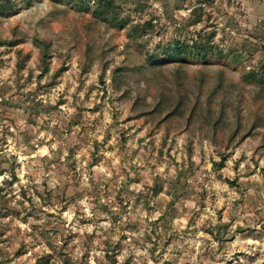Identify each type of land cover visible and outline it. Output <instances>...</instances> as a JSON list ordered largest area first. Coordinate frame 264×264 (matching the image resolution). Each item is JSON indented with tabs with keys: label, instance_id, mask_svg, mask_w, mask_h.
<instances>
[{
	"label": "rangeland",
	"instance_id": "1",
	"mask_svg": "<svg viewBox=\"0 0 264 264\" xmlns=\"http://www.w3.org/2000/svg\"><path fill=\"white\" fill-rule=\"evenodd\" d=\"M11 2L0 264H264V0Z\"/></svg>",
	"mask_w": 264,
	"mask_h": 264
},
{
	"label": "trees",
	"instance_id": "2",
	"mask_svg": "<svg viewBox=\"0 0 264 264\" xmlns=\"http://www.w3.org/2000/svg\"><path fill=\"white\" fill-rule=\"evenodd\" d=\"M0 10L2 11H7L9 13H12L15 8L11 2V0H0ZM35 44L37 47H39L40 52H41V59H42V71L43 73H47L49 66H48V59L50 58V43L46 40L43 39H39L36 38L35 39ZM196 49L199 50V47H195ZM195 48L189 45H184L180 42H177V44L173 47L172 51L170 54H168L169 59L173 60V61H178V60H186V58L190 56L192 57H201V58H205L206 57V53H208V51H204L202 54L198 53V54H194ZM18 53H23L21 50L18 51ZM24 60V59H23ZM254 76L256 75V73H252ZM42 77V76H41ZM263 80V77H261ZM223 82V77L220 76L219 77V83H217L214 87V91L215 92L218 88L221 87ZM175 104L173 105L172 109L169 113L168 116H172L173 114H177L178 112H180L182 110V108L184 107V100L182 98V96L179 97V99L174 102ZM161 110H159L160 112ZM227 161V157H223L221 160V164H224ZM230 184H234L232 182L229 181ZM160 191V189H154L155 193H158Z\"/></svg>",
	"mask_w": 264,
	"mask_h": 264
}]
</instances>
